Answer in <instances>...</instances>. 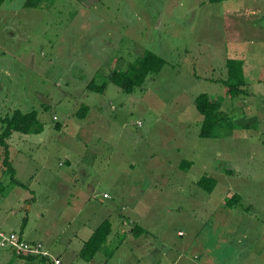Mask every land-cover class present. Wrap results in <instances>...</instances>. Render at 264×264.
<instances>
[{"label":"rangeland","instance_id":"374dc122","mask_svg":"<svg viewBox=\"0 0 264 264\" xmlns=\"http://www.w3.org/2000/svg\"><path fill=\"white\" fill-rule=\"evenodd\" d=\"M146 49L166 60L158 73L132 93L108 81ZM227 57L243 61L246 81L233 98L222 81ZM93 78L104 92L86 87ZM199 93L226 115L211 137L199 136ZM17 108L36 110L44 130L8 138L27 187L0 194L3 231L61 241L62 253L108 217L118 234L94 261L70 248L53 262L147 264L150 245L192 241L196 264H264V0H0V116ZM1 156L0 145L6 186ZM202 176L216 179L210 192L196 186ZM139 224L149 230L129 232ZM0 264L48 263L0 243Z\"/></svg>","mask_w":264,"mask_h":264},{"label":"trees","instance_id":"16d2710c","mask_svg":"<svg viewBox=\"0 0 264 264\" xmlns=\"http://www.w3.org/2000/svg\"><path fill=\"white\" fill-rule=\"evenodd\" d=\"M165 62L166 60L159 54L155 53L154 50L146 49L145 52L135 61L128 63L124 70L112 69L107 75L108 81L118 85L121 89H123V91L132 93L137 86H140L145 82L150 73H158ZM242 63L243 61L241 59L232 57H227L224 63L226 77L222 78V81L225 86L226 94L232 98L245 92L246 81L242 71ZM106 85V82L99 84L93 78L86 84V87L91 91L104 92ZM194 105L196 110L202 116L199 136L211 137V135L215 134L217 125L221 124V122L226 119L224 111L220 108V102L211 99L207 93H199L194 98ZM88 112L89 106L86 104L82 105L79 110H77L78 116L82 118H85ZM1 119L3 122V127L0 132V145L2 147L3 154L1 159L3 161V165L5 166L3 174L8 177L9 182V185L7 183L5 186L4 182L0 179V194L2 195L5 191L6 194L9 193L12 189L11 185L24 188L27 187L26 184L16 177V169L9 154L8 138L11 137L14 132H20L23 134H38L41 133L44 128L36 110L24 112L17 108L14 109L12 113L6 114L5 117H1ZM55 127L60 129L61 124L56 122ZM189 163V161H182L181 166L188 165ZM215 183L216 179L208 176H202L195 182L198 187L208 192L213 189ZM237 199H239V196L234 194L227 200L226 203L232 206L236 203ZM24 224L25 223L23 221L22 226ZM96 227L97 228L92 232L90 237L85 241L80 249V257L86 261L94 259L96 254L104 247L113 230V226L111 225L109 218H105ZM139 228L142 227L135 225L130 229V232L137 235L138 230H140ZM8 249L22 259L30 261L38 259L45 261L48 264H54L50 256L43 254H19L16 250H12L11 248Z\"/></svg>","mask_w":264,"mask_h":264},{"label":"crops","instance_id":"0c3cea01","mask_svg":"<svg viewBox=\"0 0 264 264\" xmlns=\"http://www.w3.org/2000/svg\"><path fill=\"white\" fill-rule=\"evenodd\" d=\"M232 58H235V57H232ZM9 154H10V146H9ZM11 155V154H10ZM197 186V185H196ZM196 190H198V189H196ZM196 190H194L193 191V193L195 194V196H197V198L198 199H201V197H200V195L196 192ZM187 197H189L188 195H186ZM197 203H199V202H197ZM183 204H187V203H183ZM183 204H182V207H183ZM185 207H186V209H189L188 207H187V205H184ZM191 210V209H190ZM191 212L193 213L194 212V210H191ZM192 215V214H191ZM106 218H108V217H106ZM105 219V218H104ZM85 224H86V226H88L89 224H90V222L88 221H85ZM100 223H98L97 225H99ZM97 225H93L92 227H88V228H92L91 229V231L90 232H88L87 234H83V233H79V234H77V235H75V237L76 238H78L79 237V239H81V240H87L89 237H90V235L92 234V232L97 228L96 226ZM111 225H112V221H111ZM85 226V227H86ZM113 226V230H112V233L110 234V236H113V235H117L118 234V226L116 225V223L114 224V225H112ZM139 226L140 227H142V228H139L140 230H138V233H137V235H139L140 234V236L145 232V229L147 228V227H145L144 225H141V224H139ZM148 229V228H147ZM146 229V230H147ZM0 230H2V229H0ZM149 230V229H148ZM129 232H130V229H129ZM62 233H63V231H62ZM177 234L179 235V236H184L185 235V232H183V231H181V230H178L177 231ZM20 235L24 238V239H26L28 242H30V243H41L42 245H43V248L45 249V250H47V251H49L50 253H54V254H56V256H58V257H60L61 258V260H63V254L64 253H68L69 251V249L70 248H72V251H74V256H75V254H76V257H80V249L82 248V244H84L83 242H78V248H76V251H75V245H72V243H71V240H72V238L70 239V243L68 244V246L69 247H66V245L63 247V248H65V250H64V252L62 251V253H61V250L62 249H60L58 252H55L54 251V245L55 244H57V246L61 243V241L59 242V243H56V242H54V243H52V244H49V243H47L46 242V240L44 239V238H38V239H34V238H28V237H26L25 236V234H24V232H21L20 233ZM139 236V237H140ZM139 237H136V239H139ZM123 241V239H119V243H121ZM76 244V243H75ZM192 245L193 244V242L191 241L190 243H189V241H187L186 243H181V245H180V247H182L180 250H177V249H172L170 246H167V245H164V247H161V248H153L151 245L149 246V248L147 249V251H146V260H147V264H179V262L182 260V259H184V261H185V263L184 264H196V263H193L192 261H190V260H192V259H196V258H199L200 257V253L199 252H197V254L195 253V255H193L192 257H190V259H188V257L187 256H191L190 254H192V253H187L188 251H189V248L188 249H186V246H188V245ZM77 246V245H76ZM5 248V247H4ZM142 249V248H141ZM141 251V250H140ZM153 251V255L152 256H150V253L149 252H152ZM160 251H163V252H160ZM207 252H211V250L210 249H204L203 250V254H207ZM149 254V255H148ZM141 257H144L145 258V254L144 253H142L141 255H140ZM168 256H170L171 257V261H169L168 259H167V257ZM81 258V257H80ZM69 259H72L70 256H69ZM75 259V258H74ZM81 259H83V258H81ZM94 259H95V257H94ZM94 259L93 260H91V262L92 261H94ZM209 259H210V257H206V259H203L204 261H205V263L206 264H212V263H214V264H216V262H210L209 261ZM73 260V259H72ZM84 260V259H83ZM86 261V260H85ZM64 262V261H63ZM90 262V261H89ZM89 262H87V263H89ZM70 263H73L72 261L70 262ZM70 263H66V264H70ZM146 264V263H145Z\"/></svg>","mask_w":264,"mask_h":264},{"label":"built area","instance_id":"2783aa9c","mask_svg":"<svg viewBox=\"0 0 264 264\" xmlns=\"http://www.w3.org/2000/svg\"><path fill=\"white\" fill-rule=\"evenodd\" d=\"M0 243L5 248L16 250L19 254H43L50 256V252L43 248L41 243L33 244L24 240L19 234L15 232H5L0 230ZM52 257V256H50ZM58 260L54 259V264H59Z\"/></svg>","mask_w":264,"mask_h":264}]
</instances>
